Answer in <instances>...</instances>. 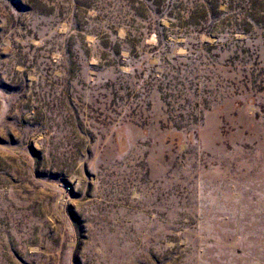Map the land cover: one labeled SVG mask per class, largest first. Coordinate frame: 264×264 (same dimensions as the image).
I'll return each mask as SVG.
<instances>
[{"label":"rangeland","instance_id":"obj_1","mask_svg":"<svg viewBox=\"0 0 264 264\" xmlns=\"http://www.w3.org/2000/svg\"><path fill=\"white\" fill-rule=\"evenodd\" d=\"M0 264H264V0H0Z\"/></svg>","mask_w":264,"mask_h":264}]
</instances>
